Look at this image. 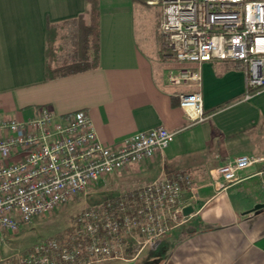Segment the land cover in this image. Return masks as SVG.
I'll return each mask as SVG.
<instances>
[{"label": "crops", "instance_id": "crops-1", "mask_svg": "<svg viewBox=\"0 0 264 264\" xmlns=\"http://www.w3.org/2000/svg\"><path fill=\"white\" fill-rule=\"evenodd\" d=\"M148 7L144 0H97L96 66L48 77V69L81 56L84 0H0V112L26 118L42 106L62 116L83 111L105 145L156 126L173 133L166 148L124 172L144 167L148 181L187 173L193 186L185 206L192 211L153 246L115 264H264V210L249 211L264 202V185L251 181L264 177L251 175L253 167L224 189L212 178L229 158L264 154L255 143L264 131V88L245 99L234 64L172 59L160 47L159 13ZM74 34L81 42L71 40L75 56L64 59L61 42ZM167 70L195 74L196 82L168 85ZM177 91L200 94L204 120H186Z\"/></svg>", "mask_w": 264, "mask_h": 264}, {"label": "built area", "instance_id": "built-area-1", "mask_svg": "<svg viewBox=\"0 0 264 264\" xmlns=\"http://www.w3.org/2000/svg\"><path fill=\"white\" fill-rule=\"evenodd\" d=\"M157 6L161 49L177 62H230L244 76L242 97L264 88V0H144ZM196 75L167 70L163 80L178 87ZM193 124L205 119L198 92L175 93ZM173 133L156 126L113 145L99 142L88 115H57L46 106L26 118L0 116V231L21 225L93 186L128 170L168 146ZM264 177V154H240L212 172L217 188ZM187 173L151 180L114 198L81 209L65 240L42 239L8 264H93L124 260L151 247L186 221ZM190 196V194H189Z\"/></svg>", "mask_w": 264, "mask_h": 264}, {"label": "rangeland", "instance_id": "rangeland-1", "mask_svg": "<svg viewBox=\"0 0 264 264\" xmlns=\"http://www.w3.org/2000/svg\"><path fill=\"white\" fill-rule=\"evenodd\" d=\"M148 8L153 13H159V8L157 6ZM71 40H74L76 43L81 42V38L77 37L75 34L73 36H68L66 40L62 41V48L67 46L64 48L65 50L62 54L64 59L75 56L74 48L71 46L75 43L73 44ZM3 115L6 117H16L9 113L1 114L0 112V116ZM255 143L258 145L260 144L256 152L264 150L263 130L259 131ZM150 179L152 178L146 173L144 167L132 168L128 172L106 177L96 181L93 186L88 187L84 192L71 200L44 212L33 218L27 224L21 225L15 232L0 231V264H8V262L18 254L25 252V250L42 239L54 237L65 240L73 232L74 215L78 211L88 206L97 205L106 198H114L115 196L122 195ZM251 183L259 186V189L264 185V182L260 183L258 180H253ZM134 252L135 250L128 249L124 256L128 258ZM119 261L123 260H112L93 264H115Z\"/></svg>", "mask_w": 264, "mask_h": 264}, {"label": "trees", "instance_id": "trees-1", "mask_svg": "<svg viewBox=\"0 0 264 264\" xmlns=\"http://www.w3.org/2000/svg\"><path fill=\"white\" fill-rule=\"evenodd\" d=\"M88 23L83 26L81 56L68 63L50 68L48 77L63 76L96 66L97 62V0H84Z\"/></svg>", "mask_w": 264, "mask_h": 264}, {"label": "water", "instance_id": "water-1", "mask_svg": "<svg viewBox=\"0 0 264 264\" xmlns=\"http://www.w3.org/2000/svg\"><path fill=\"white\" fill-rule=\"evenodd\" d=\"M259 210H264V202L254 204L251 210L249 211L256 213ZM191 211H192V207L190 205L182 208V214L184 215L189 214Z\"/></svg>", "mask_w": 264, "mask_h": 264}]
</instances>
